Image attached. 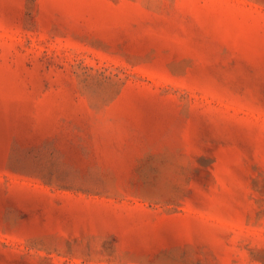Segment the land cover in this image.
Returning <instances> with one entry per match:
<instances>
[{
    "label": "rangeland",
    "instance_id": "rangeland-1",
    "mask_svg": "<svg viewBox=\"0 0 264 264\" xmlns=\"http://www.w3.org/2000/svg\"><path fill=\"white\" fill-rule=\"evenodd\" d=\"M0 264H264V0H0Z\"/></svg>",
    "mask_w": 264,
    "mask_h": 264
}]
</instances>
